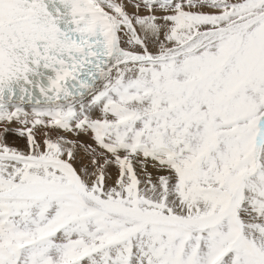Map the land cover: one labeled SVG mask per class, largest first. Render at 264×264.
I'll return each instance as SVG.
<instances>
[{"label":"snow or ice","instance_id":"1","mask_svg":"<svg viewBox=\"0 0 264 264\" xmlns=\"http://www.w3.org/2000/svg\"><path fill=\"white\" fill-rule=\"evenodd\" d=\"M0 264H264V0H0Z\"/></svg>","mask_w":264,"mask_h":264}]
</instances>
